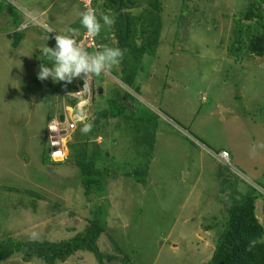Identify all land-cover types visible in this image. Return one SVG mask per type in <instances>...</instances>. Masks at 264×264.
I'll return each instance as SVG.
<instances>
[{
  "label": "rangeland",
  "instance_id": "374dc122",
  "mask_svg": "<svg viewBox=\"0 0 264 264\" xmlns=\"http://www.w3.org/2000/svg\"><path fill=\"white\" fill-rule=\"evenodd\" d=\"M21 1L0 0V241H67L95 221L102 228L95 247L103 260L99 262L91 252H79L61 264H209L227 219L221 201L226 205L239 201L251 188L258 196L255 216L264 228V148L257 147L252 154L254 146L264 144V57L228 52L231 29L238 20L234 17L258 0H158L159 42L140 59L135 84L140 96L162 114L164 120L156 118L159 128L177 133L175 124L185 131L177 133L184 141L188 134L196 140L188 138L194 145L181 140L182 146L166 148L151 132L150 152L142 138L145 128L137 127V134L133 125L125 132L120 126L116 129L115 119L104 122L95 140L101 171L97 193L104 196L92 201L84 193L77 168L49 160L46 125L60 107L57 97L50 96L49 84L61 82L38 79L41 64L51 67L52 63L43 55L44 47L54 48V37L78 25L84 10L78 0ZM104 2L96 0L91 5L99 16L109 13H104L109 9L104 11ZM26 9L43 19L25 25L22 13ZM110 13L115 19L116 14ZM139 15H145L142 6L131 10L134 18ZM78 26L74 38L82 40L86 29ZM49 28L56 32L49 33ZM16 33L23 38L17 45L13 44ZM105 37L108 46L116 47L115 38ZM129 65L134 67V62ZM92 76L104 88L99 95H104V101L116 89L136 96L108 74ZM91 106H80L84 119L74 117L72 122L78 125L94 119ZM149 113L147 109L140 117L142 126L147 125L144 116ZM169 141L176 144L175 139ZM131 142H138L141 155H135ZM199 143L213 152L227 151L230 167L218 165ZM199 152L207 157L202 160L203 169L199 162L188 164ZM221 176L240 185L233 187L240 196L228 193L231 184L228 188L226 180L217 181ZM181 178L187 179L186 185L199 179L193 194ZM33 194L41 198L34 200ZM208 226L213 228L206 233ZM32 233H37L36 239ZM0 264L44 263L24 262L22 255L14 254Z\"/></svg>",
  "mask_w": 264,
  "mask_h": 264
},
{
  "label": "trees",
  "instance_id": "16d2710c",
  "mask_svg": "<svg viewBox=\"0 0 264 264\" xmlns=\"http://www.w3.org/2000/svg\"><path fill=\"white\" fill-rule=\"evenodd\" d=\"M95 3L96 0H93V6ZM140 6L144 8L145 15H139L136 18L131 16V10L133 11ZM106 7L109 9L106 10ZM103 8L104 11H107L104 13H108V11L115 13L116 18L111 27L106 30L101 29L97 43L99 45H108V39L105 37L107 34L115 38V45L124 50V56L118 64L119 70L117 68L115 72L113 66L110 71L121 80L124 86L140 96L139 88L135 87L136 74L138 67L142 66L139 62L142 56L149 55L148 52H151L159 42V34L162 28L160 23L161 5L158 0H105ZM123 10L128 11V13H123ZM97 17L99 19V13H97ZM234 18L238 20L234 21V26L231 29V45L228 48L231 56L235 54L250 58L264 57V0L256 1ZM100 22L103 23L102 20ZM137 23H140L139 31L136 30ZM138 34L139 37L136 39ZM135 39L138 40V46L134 45L133 41ZM20 41L21 34H14L13 44L17 45ZM130 61L134 62V67L129 65ZM81 84L82 81H76L75 79L71 84H65L64 82L56 85L49 84L50 96L57 97V101L60 103L62 93H71L77 90ZM99 86L101 87V85L95 86L92 84L93 100L91 101L92 106L90 109L94 110V119L89 118L85 122L92 123L93 129L91 132L83 134L80 131L83 124L78 125L73 135V142L68 144L69 154L64 162L78 169L82 188L86 197L90 198L89 201L103 198L104 196L97 193L100 184L96 179L101 178V171L97 158L100 147L95 142L97 137L102 134L101 130L102 125H105L104 122L115 119L117 121L116 129H119L120 126L122 128L121 131L125 130V132L127 130L131 131V125L135 126L136 129L137 127L145 128L142 138L145 139L147 149L150 152L152 143H148L149 133L150 129L152 127L154 129L156 126V115L152 111L147 114V117L144 116L147 125L143 123V126L141 125L140 117L146 114V109L140 110L138 109L139 107H134V111L127 112L128 108L123 103L136 104L138 100L133 96L125 91L117 90L114 95L111 92H107L110 94V98H106L107 100L104 101V95L99 96L97 93ZM67 104L74 107L76 101L68 98ZM95 109H99V111H95ZM178 129L185 132L180 127ZM137 132V134H140L139 129H137ZM130 134L132 133L130 132ZM187 140L190 141L188 138ZM137 143L131 142L129 145L135 150V155L138 156L141 153L137 151ZM77 146L78 148H76ZM207 150L212 152L210 149ZM147 154L146 152L145 155ZM42 160L45 164L46 157H43ZM49 160L51 161L50 157ZM52 164L58 165L62 163L52 162ZM143 167L141 171L146 173L147 165L145 164ZM134 173L137 176L138 169ZM231 177L234 178L233 176ZM233 182L236 183L235 181ZM27 192L30 195L32 194L31 191ZM228 193L239 195L237 190L234 189L233 191H228ZM246 193L241 196L242 198L239 201H237V198L235 202L229 205H226L225 201L222 202V210H225L227 214L226 224L217 240L209 264H264V228L255 216L254 203L258 196L253 188ZM17 194L20 195L21 192H17ZM32 197L34 200L41 198L37 194H33ZM98 210H100L99 207ZM211 228L213 226H208L205 231H210ZM101 230V225L92 221L91 226L87 227L83 233L67 241L17 243L9 238L6 241H0V263L11 258L14 254H20L24 262L37 260L44 264H61L79 252H91L100 262L103 260V256L97 251L95 243ZM105 259L110 262L111 258L108 259L106 257Z\"/></svg>",
  "mask_w": 264,
  "mask_h": 264
},
{
  "label": "clouds",
  "instance_id": "9594fccd",
  "mask_svg": "<svg viewBox=\"0 0 264 264\" xmlns=\"http://www.w3.org/2000/svg\"><path fill=\"white\" fill-rule=\"evenodd\" d=\"M89 3H90V0H89ZM92 5H93V0H92ZM83 10L84 11L80 13V17H81L80 24L86 30L82 31V36H84V37L85 36L88 37L89 35L92 36L93 37L92 41L93 40L95 41V45L93 42L92 47L91 46L89 47L86 45V42H85V43H83V46H81L80 43H82L85 40V38L82 40H76L74 38V35L78 30L71 28V27H68L66 29L67 34H58L54 37L55 38L54 39L55 40V47L54 48H49L47 46L44 47L43 55L46 57H49L52 63H51V67H49L43 63L41 64L39 72H38V79H40L41 81H44V80H47L48 78H51L54 83L64 82L65 84H71L74 79H76V81L77 80L81 81V79H80L81 75L85 78L88 77V82L90 85V89L92 91V98H93L92 84L97 86V85H101V83L98 84L92 75L100 76L102 73H104V75L108 74V75L112 76V78L115 79L116 82L120 83L124 88L131 91L129 88L124 86V84L121 82V80L118 77L114 76L110 71V69L113 66H116L120 63L121 58L124 56V50L120 49L119 47H110L108 45H99L97 43V39L95 38L96 36H98L100 34L102 27H104V26L111 27L114 24L115 19H114L113 15L110 12L108 14L101 13L99 16V19H98L96 9L89 7L88 4L85 5V9H83ZM30 14L37 16L33 13H30ZM101 20L103 23L100 22ZM20 26H21V24H20ZM29 26H31V25H29ZM20 29H22V28H18L17 30H20ZM86 31H87V34H86ZM52 32H56V31L54 29L49 28V33H52ZM108 71H110L111 74ZM99 90H101V93H102L103 87H100L98 89V92H97L98 95H100ZM118 90H122V89H118ZM122 91H125V90H122ZM125 92L128 93L127 91H125ZM135 95L136 96L134 97V95H133V97L136 100H140V99H137V98H139L138 95L137 94H135ZM201 98L204 99V97H201ZM59 105H60V107H59V113H60L61 109H62L61 103H59ZM53 117H51V119H53ZM51 119H49V121L46 125V131L48 129V125H49ZM77 119L83 120L84 114L79 113L77 115ZM80 124H83V126L80 129L81 133H83V134H87V133L91 132L93 129V124L90 122L89 123L83 122ZM177 129H178V127H177ZM49 130L52 132H58V129L54 125H50ZM178 130H180V129H178ZM75 131L69 135V137H70L69 141H67V143H66V149H67L68 153L66 154V157L63 160H60L58 162L53 161L50 157V148H49V157L53 163H64L65 162V160L67 159L68 154H69L68 144L73 142V135H74ZM46 136H47V134H46ZM187 138H190L191 141L192 140L195 141L189 135L187 136ZM201 146H203V145H201ZM48 147H49V141H48ZM257 147L264 148V144H259V145L254 146L252 149L253 155H255ZM223 151H225V150H223ZM219 152H221V151H219ZM219 152H214V153H219ZM59 155H60L59 152L53 153L54 157L59 156ZM31 238L36 239L37 233H32Z\"/></svg>",
  "mask_w": 264,
  "mask_h": 264
},
{
  "label": "built area",
  "instance_id": "2783aa9c",
  "mask_svg": "<svg viewBox=\"0 0 264 264\" xmlns=\"http://www.w3.org/2000/svg\"><path fill=\"white\" fill-rule=\"evenodd\" d=\"M80 5L83 9H85V5L88 4L89 7L92 5V0H78ZM23 16L26 18L25 25H30L31 22H34L33 20L35 18H38L37 16H34L30 14L29 12L23 11ZM25 25L21 26L22 28H25ZM86 42L87 46L93 45L92 38L89 36H85V40L80 43L81 46H83V43ZM82 81V85L75 91L68 93L64 92L61 95V112L53 117L51 119L48 129H47V137L49 141V148H50V157L53 161H56L57 159L63 160L66 157V154H64V150H66V140L67 136H69L72 132H74L78 125L77 123L72 122V118L77 117L79 113H81V107L87 108L88 105L90 106L91 100H92V91L90 89V85L88 82V77L85 78L81 75L80 77ZM73 99L76 101L75 106L71 107L67 104V99ZM60 117H62V120H60ZM80 121V120H79ZM80 124V123H78ZM50 125H54L58 132H52L49 130ZM59 152L60 155L54 157L53 153ZM212 159L218 163L220 166L224 168L230 167V156L229 153L226 151H221L219 153L209 152ZM226 154V155H225Z\"/></svg>",
  "mask_w": 264,
  "mask_h": 264
},
{
  "label": "crops",
  "instance_id": "0c3cea01",
  "mask_svg": "<svg viewBox=\"0 0 264 264\" xmlns=\"http://www.w3.org/2000/svg\"><path fill=\"white\" fill-rule=\"evenodd\" d=\"M19 2H22L21 0H18ZM105 1V0H104ZM105 3V2H104ZM27 10V9H26ZM29 12H31V11H29ZM32 13V12H31ZM34 14V13H33ZM47 17H45V19H46ZM80 23H78V25H79ZM77 24L75 25V26H71V28H74V27H76V28H79V26H78ZM81 32V31H80ZM80 32H79V34H80ZM21 40H23V38H21ZM51 40H53V39H51ZM114 71L118 68V66L116 65V66H114ZM111 70V69H110ZM113 70V69H112ZM76 80V79H75ZM152 85H155V84H152ZM135 86H136V84H135ZM137 87V86H136ZM139 88V87H138ZM118 89H116V91H117ZM140 90V89H139ZM103 91H104V88H103ZM120 91V90H119ZM109 92V91H108ZM104 93V92H103ZM140 93V92H139ZM139 97V99H141V100H138L137 101V103L136 104H134V105H132L131 103H128V102H126V103H123V104H125L126 105V107L128 108L127 109V112L128 113H130V111H134L133 109H134V107H139L138 109H140V110H142V109H150L153 113H155V115H156V113H159V115H156V118L158 119V117H160L161 116V118H162V114H160V112H158L156 109H155V107H153V106H151L150 104H149V102H147L148 100L147 99H145L144 97H141V96H138ZM145 101V102H144ZM151 106V107H150ZM146 109V110H147ZM162 120H164L163 118H162ZM171 124H173L170 120H168ZM155 122H156V126H155V128L153 129V127L150 129V133L151 132H153V135H155V137H157L156 136V133H157V135L159 136V138H160V140H161V142H162V144H163V146L164 147H166V148H172V147H174V146H182V141L183 142H185V143H187V144H189V143H191V144H193L192 142H190V141H184L181 137H180V135H178L179 133H178V129H177V126L175 125V124H173L174 125V130H177V133L176 132H174V133H168V132H164L163 130H162V128L160 127L159 128V125H157V122L158 121H156V119H155ZM172 127V126H171ZM172 129V130H173ZM170 130V129H169ZM149 133V134H150ZM170 138H172V139H175V141H176V144H172V143H170ZM182 140V141H181ZM114 143V145H115V143H117V141L115 140V141H113ZM189 142V143H188ZM159 145H160V143H159ZM194 145V144H193ZM203 150V149H202ZM204 151V150H203ZM202 151V152H203ZM221 151V150H220ZM217 152H219V151H217ZM199 154V156L198 155H192L191 157H190V159H189V163L188 164H190L191 166L194 164V163H196V162H199L200 163V166L202 167V169L204 168V164L202 163V160H203V158H207L203 153L201 154L200 152L198 153ZM153 161V158L151 159V162ZM198 173V172H197ZM202 174L204 173V172H201ZM219 175L217 174V176L216 177H218ZM212 177H215L214 176V174L212 173ZM201 178H203V176L201 177ZM187 179L186 178H181V181L180 182H184V181H186ZM220 180H222V181H224V180H226V186L229 188L230 186H229V184H231V187H234V188H237V187H239L240 188V185L238 184V183H234L233 181H231L230 183H228V179L226 178V177H224V176H221L220 178H218L217 179V181H220ZM152 182V181H151ZM188 182V181H187ZM187 182H184L182 185L183 186H187V187H189V189H191V193L193 194L194 192H195V189L196 188H198V183H199V179H197V182L196 181H191L190 180V184H188V185H186L187 184ZM185 189V188H184ZM186 191V190H185ZM230 191H233V189H231V190H229V192ZM182 192H184V191H182ZM187 193H189V191L187 190L186 191ZM201 194V193H200ZM191 197H192V195H191ZM186 202V200L183 202V203H185ZM221 202H223V201H221ZM215 217H213V219H214ZM206 233H208V231H205Z\"/></svg>",
  "mask_w": 264,
  "mask_h": 264
},
{
  "label": "bare ground",
  "instance_id": "6f19581e",
  "mask_svg": "<svg viewBox=\"0 0 264 264\" xmlns=\"http://www.w3.org/2000/svg\"><path fill=\"white\" fill-rule=\"evenodd\" d=\"M13 2H14V1H13ZM16 8H17V7H16ZM17 9H18V8H17ZM18 10H19V9H18ZM30 13H31V12H30ZM37 17L40 18L41 20L43 19V18H42V15H40V14H38ZM206 150H207V149H206ZM204 151H205V150H204ZM205 152H206L207 154H209L210 151L207 150V151H205ZM209 155H210V154H209ZM210 157H211V156H210Z\"/></svg>",
  "mask_w": 264,
  "mask_h": 264
},
{
  "label": "water",
  "instance_id": "95a60500",
  "mask_svg": "<svg viewBox=\"0 0 264 264\" xmlns=\"http://www.w3.org/2000/svg\"><path fill=\"white\" fill-rule=\"evenodd\" d=\"M99 94H101V90H99ZM60 119L62 120V117Z\"/></svg>",
  "mask_w": 264,
  "mask_h": 264
}]
</instances>
